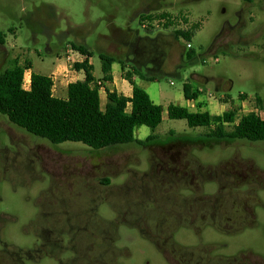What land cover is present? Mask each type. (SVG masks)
Instances as JSON below:
<instances>
[{
  "label": "rangeland",
  "instance_id": "374dc122",
  "mask_svg": "<svg viewBox=\"0 0 264 264\" xmlns=\"http://www.w3.org/2000/svg\"><path fill=\"white\" fill-rule=\"evenodd\" d=\"M243 5V0H161L159 5L152 0H0V37L8 60L17 56L22 63L26 59L39 75L49 76L63 63L69 44L82 45L92 53L95 78L102 77L100 53L122 61L126 66L124 75L135 58L121 50L120 41L142 39L140 49L144 55L137 58L141 67L134 63L143 76L155 80L135 79L163 109L162 122L154 131L157 138L154 143L126 144L100 151L71 142L51 145L0 115V131H9L11 139L9 151L0 155V164H20L18 169L9 171L11 180L0 178L1 241L19 248L34 243L30 221L38 213L39 193L50 186L51 178L63 187L78 184L89 186L94 194L108 192L111 202L117 203L119 199L121 206H131L118 226L114 245L121 254L116 257L117 264H172L168 250L161 253L133 226H128L133 224L136 211L133 205L139 197L136 187L142 182H147V188L150 184L149 177L140 179L149 164L162 160L207 167L220 163L253 164L264 174V142L204 137L209 132L206 127L189 128L185 120L168 119L166 112L169 104L185 107L182 88L188 82L194 91L201 90L200 96L207 104L205 110L212 115H221L226 110L234 112L235 122L225 125L226 132L249 112L254 111L264 119V34L250 45L245 37L238 40L224 30L236 24V14ZM145 9H149L146 12L152 18L143 21L139 14ZM252 12L257 22L251 28H264V11L255 8ZM161 15L166 17L160 19ZM249 27L241 34L246 35ZM179 30L189 31V39L175 38L173 32ZM9 61L0 66V71L11 66L13 60ZM70 80L75 81L74 77ZM101 96L103 106L104 93ZM257 99L261 101L260 107ZM191 108L196 110L194 106ZM140 128L151 133L146 127ZM138 132L139 128L135 134ZM0 138L8 144L4 135ZM29 168L33 172L28 173ZM104 179L109 181V187L101 185ZM204 186L208 194L215 191L213 183ZM257 196L262 205L254 207L257 220L253 228L233 235L209 226L200 233L179 227L172 236L174 243L181 248L208 247L209 257H233L239 251H249L264 259V190L259 189ZM148 198L151 199L147 201H152V194ZM154 204H147L146 208ZM98 213L105 219L113 218L108 205L101 204ZM24 262L55 264L47 258L37 263Z\"/></svg>",
  "mask_w": 264,
  "mask_h": 264
},
{
  "label": "flooded vegetation",
  "instance_id": "af4514ba",
  "mask_svg": "<svg viewBox=\"0 0 264 264\" xmlns=\"http://www.w3.org/2000/svg\"><path fill=\"white\" fill-rule=\"evenodd\" d=\"M160 1L152 0L157 5ZM243 2V7L236 14V24L224 30L235 35L238 40L245 37L246 42L252 45L254 40L262 38L264 28H251L257 22L251 11L255 8L264 11V0ZM148 10L145 9L144 13ZM247 27L251 30L242 35L241 31ZM142 41L137 37L120 41L121 50L135 58L131 62L135 68L134 62L139 63L137 58L144 55L140 49ZM8 58L4 40L0 37V66L8 62ZM15 59L16 56L9 62ZM139 64L141 67L142 62ZM9 134V131H0V137L4 135L9 140L8 144H4L0 138V155L9 151ZM155 163L149 164L147 171L141 173L140 179L149 177L150 184L147 188V182H142L136 187L139 197L133 205L136 207L133 224L128 226H133L161 253L168 250L171 256L168 259L172 260V264H264V259L249 251H239L233 257H209L208 247L181 248L172 237L179 227H188L200 233L209 226L220 233L234 235L256 226L254 207L262 205L257 191L264 190V174L253 164L220 163L215 167H207L166 160ZM18 166L0 164V178L11 180L9 171L15 167L18 169ZM30 172H33L31 168L28 170ZM49 179L50 186L40 191L36 201L37 216L30 221L35 235L34 243L27 248H19L0 239V264H25L24 260L37 263L42 258L50 259L55 264H117L116 257L121 254L114 245L118 239V226L131 206H121L119 199L115 201L117 203L111 202L108 192L94 194L89 191V186L68 184L63 187ZM102 181L104 187L110 186L107 179ZM207 183L214 184L213 193L205 192L204 185ZM149 194H152L151 203L147 201L151 199L148 198ZM101 204L111 207V220L99 215ZM147 204L154 206L146 208ZM1 229L0 223V232Z\"/></svg>",
  "mask_w": 264,
  "mask_h": 264
},
{
  "label": "trees",
  "instance_id": "16d2710c",
  "mask_svg": "<svg viewBox=\"0 0 264 264\" xmlns=\"http://www.w3.org/2000/svg\"><path fill=\"white\" fill-rule=\"evenodd\" d=\"M139 17L143 21L152 18L151 15ZM160 17L164 19L166 16ZM173 34L175 38L182 37L186 40L190 37L189 31L179 30ZM71 46L85 57L82 62L72 65L73 70L83 72L84 79L67 86L65 99L53 95L51 77L33 72L30 89L22 90L23 71L31 70V63L28 60L20 63L15 59L9 68L0 71V115L27 134L55 146L71 142L79 143L93 151H100L126 144L145 146L154 143L157 139L154 131L162 122L163 109L154 104L147 92L131 78L136 76L148 81L155 78L143 76L137 68L130 66L123 79L131 86V97L118 95L115 91H106L107 104L102 110L99 87L94 85L93 67L89 64L92 53L82 45ZM99 59L102 83L111 82L112 64L118 63L122 72L126 68L125 64L113 55L100 53ZM182 92L186 101H197L200 96L188 83L183 85ZM260 102L257 99L258 107ZM203 108H206L204 101L196 103L195 111L169 104L166 112L168 119L185 120L189 128L206 127L209 132L203 135L204 137L264 142V119L257 113L249 112L241 116L233 129L226 132L225 125H233L235 122L234 112L229 110L220 116H213L206 110L202 111ZM139 127H146L151 132L144 140L135 138L134 132Z\"/></svg>",
  "mask_w": 264,
  "mask_h": 264
},
{
  "label": "crops",
  "instance_id": "0c3cea01",
  "mask_svg": "<svg viewBox=\"0 0 264 264\" xmlns=\"http://www.w3.org/2000/svg\"><path fill=\"white\" fill-rule=\"evenodd\" d=\"M144 14H147V13H144L143 12V13L139 14V16L140 15H144ZM84 58L85 57H83L81 59V61H83ZM89 64L92 65L91 58L89 59ZM116 66H117V69H116ZM69 69H71V66L68 65V63L65 61V58H63V63L58 64L56 66V68H55V71L48 76V77H52V75L56 73L55 82H54V90H53V95L55 97L65 99L66 97H63V95L65 93V90H66V94H67V86L70 83H73L75 81H82L84 79V74H83L82 71L77 72L75 70H69ZM30 71H31V73L32 72L34 73V71L32 70V65H31V70ZM63 71H66L68 73L67 76L72 77V78L74 77L75 81H71L70 79H68L67 77H65V75L63 74ZM92 75L94 77V74L93 73H92ZM110 75H111V82H108V83H102V82H100L102 84V87L99 88V97H100V107H101L102 110L105 108V106L107 104L106 91H110V92L111 91H115L118 95H122V96L128 97V98H130L131 95H132L131 86L129 85V83L126 80L123 79V72H122L121 67H120V65L118 63L112 64ZM135 77L136 76L132 77L131 79L136 84H138L137 79H135ZM94 79H95V82H97L101 78L97 79V78L94 77ZM153 80H155V79H153ZM153 80H151V81H153ZM146 81H148V80H146ZM186 83H188V82H186ZM188 84H190V83H188ZM190 86H191V84H190ZM196 91L200 93L201 90L200 89H197ZM196 91H194V92H196ZM103 93H104L105 101H104V104L102 106V96H101V94H103ZM202 101L205 102L206 100H204V98H202V95H201V96L198 97L197 101H186L185 107H187L190 111H192L193 109L191 107L194 106L195 109H196V103L197 102H202ZM154 104H156V103H154ZM206 106H207V104H206ZM202 111H205V109L203 108ZM226 111H229V110H226ZM226 111H224V112H226ZM252 112H254V111H252ZM210 115H212V114L210 113ZM213 116H220V115H213ZM162 118H163V113H162ZM134 135H135V138H137L138 140H144L149 134H147L146 132H144V130H142L139 127L138 135H136L135 132H134Z\"/></svg>",
  "mask_w": 264,
  "mask_h": 264
},
{
  "label": "built area",
  "instance_id": "2783aa9c",
  "mask_svg": "<svg viewBox=\"0 0 264 264\" xmlns=\"http://www.w3.org/2000/svg\"><path fill=\"white\" fill-rule=\"evenodd\" d=\"M187 47H189V45H187ZM83 57H84L83 55H81L79 52L75 51L72 48L71 44L67 45L64 58H65V61L68 63V65L71 66V68H72V65L74 63H80V62H82L81 59ZM63 74L65 75V77H67L69 79L71 78V77L67 76L68 73L66 71H63ZM55 77H56V73L53 74L52 77H51L52 82H53L52 93H53V90H54ZM30 85H31V71H30V69H25L23 71L21 88L24 91H28L30 89ZM94 85H96L99 88H101L100 82H97V83L95 82Z\"/></svg>",
  "mask_w": 264,
  "mask_h": 264
}]
</instances>
